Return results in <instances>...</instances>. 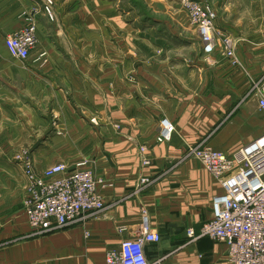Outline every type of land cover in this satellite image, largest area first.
I'll return each mask as SVG.
<instances>
[{"label":"crops","instance_id":"0c3cea01","mask_svg":"<svg viewBox=\"0 0 264 264\" xmlns=\"http://www.w3.org/2000/svg\"><path fill=\"white\" fill-rule=\"evenodd\" d=\"M52 1L50 19L43 0H0V264H104L106 251L138 230L141 207L160 234L145 246L150 262L231 264L224 243L186 235L212 217L222 187L185 154L202 140L232 154L264 132L250 93L264 73L262 0H208L215 26L238 41V66L218 50L205 59L175 0ZM29 21L38 42L23 64L3 40ZM163 118L174 131L158 142ZM44 134L45 145L34 143ZM23 148L37 169L86 160L106 183L104 209L35 234L11 156ZM142 177L150 183L138 188Z\"/></svg>","mask_w":264,"mask_h":264},{"label":"built area","instance_id":"2783aa9c","mask_svg":"<svg viewBox=\"0 0 264 264\" xmlns=\"http://www.w3.org/2000/svg\"><path fill=\"white\" fill-rule=\"evenodd\" d=\"M177 1L196 28L204 55L210 56L219 48L222 56L236 63L234 40L227 35L221 38L216 35L215 9L198 0ZM52 5V0H45L43 7L50 19L54 16ZM37 41L35 25L30 21L4 37L9 55L22 62L29 58ZM250 93L264 110V74L253 83ZM173 131V124L166 118L161 119L157 141L169 140ZM146 151L145 146L139 148V162L144 167L151 165ZM185 155L198 160L222 187V193L212 199V217L198 232L188 228V239L209 237L224 243L231 264H264V132L232 154L214 149L202 140L188 146ZM15 159L26 179L23 212L35 234L79 223L104 209L100 189L106 183L96 177L86 160L74 168L57 163L37 169L29 157ZM139 182L138 188H142L150 180L142 177ZM159 240L160 234L152 227L148 211L141 207L138 230L124 237L117 247L108 249L104 264H163L162 259L150 262L145 253L147 244Z\"/></svg>","mask_w":264,"mask_h":264},{"label":"rangeland","instance_id":"374dc122","mask_svg":"<svg viewBox=\"0 0 264 264\" xmlns=\"http://www.w3.org/2000/svg\"><path fill=\"white\" fill-rule=\"evenodd\" d=\"M176 1V3H177V5H178V8H179V10L184 14V15H186V13L184 12V10L181 8V6H180V4L178 3V1L177 0H175ZM198 1H201L202 3H205V4H208V5H210V6H212L214 9H215V11L217 12V10H216V8L214 7V5L210 2V1H208V0H198ZM261 1V0H260ZM262 4L264 5V0H262ZM44 5H45V0H43V7H44ZM263 10H264V8H263ZM248 14L250 15V14H252L251 13V9H249L248 10ZM187 16V15H186ZM188 18V17H187ZM246 26L247 27H252V25L250 24V23H247L246 24ZM219 28L216 26V30H217V36L218 37H223L222 35H227V36H229V37H231L233 40H234V43H235V55H236V63H234V64H232L231 63V61L228 59V61L230 62V64L231 65H233V66H238L239 65V63H240V60H239V57H238V55H237V45H238V41L236 40V39H234L233 37H232V35H230V34H226V33H223V32H220L219 30H218ZM197 31V30H196ZM3 42H4V40H3ZM38 42V41H37ZM5 45V44H4ZM37 45V44H36ZM36 47V46H35ZM216 50H218V52L220 53V49L219 48H217ZM220 55H221V53H220ZM222 56V55H221ZM11 57V56H10ZM42 57V56H41ZM205 57V59H208V57L209 56H207V55H205L204 56ZM222 57H224V56H222ZM225 58V57H224ZM11 59L13 60V61H15V62H19V63H27V61H28V59L26 60V61H19V60H17V59H14L13 57H11ZM210 59V58H209ZM225 59H227V58H225ZM264 74V73H263ZM262 74V75H263ZM259 79V78H258ZM258 79H257V81H258ZM252 97H253V95H252ZM255 111H256V114H257V119H258V129H263L264 130V110H262V109H260L259 107H258V105H257V102H256V107H255ZM33 139H34V143H37L38 142V144H42V143H44V145H45V134L44 135H37V136H34L33 137ZM42 140V141H41ZM29 150V149H28ZM27 149H25V148H23V149H21L20 151H17V152H13L12 154H11V156H12V163L13 164H15L16 166H17V160L15 159V157H17V156H20V157H25V158H30L31 159V151L29 150L28 151ZM42 155L43 156H45V146H44V148H43V152H42ZM31 161H32V159H31Z\"/></svg>","mask_w":264,"mask_h":264}]
</instances>
